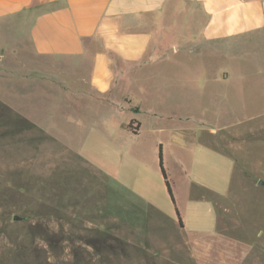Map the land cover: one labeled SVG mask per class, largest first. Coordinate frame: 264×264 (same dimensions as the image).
<instances>
[{"label":"rangeland","instance_id":"374dc122","mask_svg":"<svg viewBox=\"0 0 264 264\" xmlns=\"http://www.w3.org/2000/svg\"><path fill=\"white\" fill-rule=\"evenodd\" d=\"M193 47L157 72L164 89L133 92L139 112L126 98L100 122L53 102L39 58L13 64L20 81L0 82V264H264V53ZM141 232L150 247L130 260Z\"/></svg>","mask_w":264,"mask_h":264},{"label":"crops","instance_id":"0c3cea01","mask_svg":"<svg viewBox=\"0 0 264 264\" xmlns=\"http://www.w3.org/2000/svg\"><path fill=\"white\" fill-rule=\"evenodd\" d=\"M190 44H198L202 53L218 50L224 58H237L242 48L254 49V61L260 60L264 0H0V65L10 71H3L0 82L19 80L14 63L18 68L24 58L26 66L35 68L39 58L47 69L44 87L56 90L53 102L100 113L93 122L106 120L117 108L123 111L126 98L125 110L139 112L141 106L132 104L133 92L164 89L157 72L183 50L190 53L184 48ZM67 116L77 127L84 125L82 118ZM132 120L136 133L129 124L128 131L138 136L142 124ZM208 237L213 236L196 240ZM148 241L142 232L128 233V258L142 256ZM159 253L155 258L163 256Z\"/></svg>","mask_w":264,"mask_h":264},{"label":"trees","instance_id":"16d2710c","mask_svg":"<svg viewBox=\"0 0 264 264\" xmlns=\"http://www.w3.org/2000/svg\"><path fill=\"white\" fill-rule=\"evenodd\" d=\"M134 123H136V122L134 120H132L131 123L129 124V128L133 129ZM132 131H133V133H136L135 129H133ZM159 165H160V169L162 171V174L164 176V179H165L169 194L171 195V198H172L173 202L175 203V198H174V195H173L172 186H171V183H170V181L168 179V175H167V172H166V169H165V166H164V154H163L162 145L159 147ZM176 211H177V215L180 218V223H181V225H183V222L181 220L180 213H179L178 209H176Z\"/></svg>","mask_w":264,"mask_h":264},{"label":"water","instance_id":"95a60500","mask_svg":"<svg viewBox=\"0 0 264 264\" xmlns=\"http://www.w3.org/2000/svg\"><path fill=\"white\" fill-rule=\"evenodd\" d=\"M260 185H264V182L261 181V182H260ZM13 219L16 220V221H22V220H24L25 218L22 217V216H19V215H14Z\"/></svg>","mask_w":264,"mask_h":264}]
</instances>
